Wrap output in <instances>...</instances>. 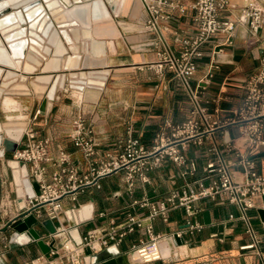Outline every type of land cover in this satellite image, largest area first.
Instances as JSON below:
<instances>
[{"label": "crops", "instance_id": "1", "mask_svg": "<svg viewBox=\"0 0 264 264\" xmlns=\"http://www.w3.org/2000/svg\"><path fill=\"white\" fill-rule=\"evenodd\" d=\"M59 3L60 11L55 10L56 15L51 14L55 28L60 30V24L69 20L80 23L78 28L73 27L79 29L78 38L72 40L79 54L77 63L74 62L76 65L65 66L67 55L73 54V49L69 41L63 38L68 48L59 58V68L43 70L48 61L53 59L54 48H51V54L44 55L38 51L42 65L31 72L32 75L24 73L25 59L21 58L22 66L14 71L26 78H18L16 84L27 85L28 91L9 86L2 92L3 98L0 100V113H3L0 124L25 122L27 119L38 136L50 139L52 159L47 162L46 178L58 167L57 159L61 151L80 170L87 169L82 151L73 145L69 135L72 120L78 113H82L85 122L92 128V135L97 142L94 158L101 160L107 153H118L129 135L139 137L143 144L149 146L165 119L182 122L189 116L191 107L190 98L180 79L173 76L171 71H166L161 78L150 65L157 59L158 45L155 44L156 34L144 27L147 10L142 0H118L116 3L106 0L108 13L99 12L95 18L91 12V0H71L69 6L60 0ZM233 3L239 5L242 0H233ZM28 6L25 0L23 7ZM9 9L13 10V6ZM64 13L69 18L57 19ZM192 13L189 7L184 12L173 9L171 16L162 21L166 26V41L176 53L179 43L174 41V36L194 32ZM83 27H88L92 37L103 42V52H95L91 37L81 35ZM60 36L64 37L61 31ZM218 40H222L221 35L213 36L202 45L203 53L196 57L197 68L190 78L192 85L200 83L204 77L213 55L214 43ZM263 55L264 30H259L257 36L252 38L246 25L237 24L233 43L224 45L223 51L216 54L220 67L206 84L204 92L209 98L214 95L219 97L221 116L233 115V109L242 100L245 80L257 68ZM80 72H85L87 78L78 74ZM44 73L51 74L52 79L44 84L37 82L35 86V77L48 75ZM62 75L64 82L56 84L49 95L53 80ZM88 75H104L105 78L94 79ZM207 104L213 106L210 99ZM1 132L3 137L11 138L5 131ZM226 134L229 139L233 138L237 134V127L228 125L219 128L213 139L206 138L201 144H188L184 154L196 161L197 171L194 174L185 172L186 164L178 166L165 158L159 165L146 170V179L136 175L132 184H129L125 178L126 168L121 167L100 176L99 186L89 184L62 196L56 209L57 215L51 218L58 231L54 238L57 251L53 253H43L35 240L26 244L11 243L8 240L10 230H1L6 222L24 210V198L23 189L19 191L15 183L13 170L5 162L11 151L4 150L2 153L0 148V248L4 249L5 264H22L31 260L45 264L50 259H56L63 251L61 243L71 236L69 230L73 228L82 235L87 229L105 223L108 217L122 220L127 211L132 209L134 200L144 195L158 198L166 196L172 189L180 191L186 187L188 191L195 190V179L204 174L206 160L215 156L211 149L214 143L221 148L230 168L237 172L241 166L235 162L236 150L227 151L223 145ZM11 139L17 142V146L26 140L23 132L19 138ZM256 160L258 167L264 171V151L256 156ZM17 167L14 165V168ZM193 204L199 210L191 220L197 222L199 227L192 230L187 226L188 215L182 205L170 209L166 220L160 216L151 219L153 231L164 234L160 239L164 255L162 259L140 263L131 258V244L139 237H146L144 228H137L127 234L120 244L116 255L117 264H264V222L257 212V208H264V196L256 198L255 206L246 210V217L236 204L228 202L223 195L215 199L200 198ZM47 207L46 204L42 210ZM102 210L107 212L105 217L98 216ZM205 210L209 213L208 222L204 219ZM40 226V230L36 225L34 228L45 242H50L52 236L43 225ZM176 231L180 232L182 238L179 242L175 239ZM252 242V247H241ZM91 254V250L84 246L73 257L80 264H91ZM57 262L72 264L65 259H58Z\"/></svg>", "mask_w": 264, "mask_h": 264}, {"label": "built area", "instance_id": "2", "mask_svg": "<svg viewBox=\"0 0 264 264\" xmlns=\"http://www.w3.org/2000/svg\"><path fill=\"white\" fill-rule=\"evenodd\" d=\"M142 1L147 10L144 27L156 34L155 44L158 45L157 59L150 65L161 78L166 71H171L173 76L180 79L191 101L189 116L182 122L165 119L149 146L143 144L139 137L129 135L118 153H107L105 158L96 160L97 142L92 135V128L85 122L82 113H78L72 120L69 135L73 145L82 151L87 169L80 170L61 151L57 159L58 167L50 172L49 178H46V167L52 159L50 139L38 136L32 126L25 127L23 135L26 140L11 151L10 157L25 161L30 181L39 184V192L34 196L25 198L22 195L24 210L29 209L36 218L33 226L41 224L46 216L54 218L57 215L56 209L62 196L89 184L99 186L100 176L121 167L126 168L125 178L129 184H132L136 175L146 179V170L159 165L165 158L178 166L186 164L185 172L194 174L197 163L184 154L188 144H201L206 138L213 139L217 129L228 125H235L237 134L223 145L227 151L236 150L235 162L241 168L237 172L232 170L221 148L214 143L211 149L215 156L206 160L204 174L195 179V190L188 191L186 187L180 191L172 189L166 196L158 198L144 195L134 200L132 209L127 211L122 220L108 217L105 223L97 224L80 235L79 242L71 236L65 239L61 243L63 251L56 259H50L45 264H58V259L80 264L74 260L73 254L82 247L87 246L92 253L110 245L119 248L126 235L137 228H144L146 237H139L131 244L129 254H132V259L140 263L157 261L164 257L160 246L164 234L153 231L151 219L154 216L166 220L170 209L182 205L188 215L187 226L192 230L199 227L191 217L199 210L193 202L200 198L215 199L223 195L228 202L236 204L246 217V210L255 206L256 198L264 196V171L258 167L256 160V156L264 151V55L260 57L254 72L245 80L242 100L233 109L232 116L220 115L217 95L209 98L204 94L206 84L220 67L216 54L223 51L224 45L233 43L237 24L246 25L252 38L257 36L259 30H264V0H242L239 5H235L233 0ZM188 7L193 10L194 32L174 36V41L179 43V51L176 53L166 41V26L162 21L171 16L173 9L184 12ZM216 35H221L222 40L214 43L213 55L201 82L192 85L190 78L197 68L196 57L202 55V45ZM209 99L213 102L212 107L207 104ZM46 204L48 207L43 211L42 207ZM136 208L139 210L135 211ZM106 214L102 210L98 216L105 217ZM57 233V230L54 233L48 231L52 239ZM174 234L180 236L179 231ZM253 245L252 242L241 247ZM49 251H57L54 244ZM5 259L4 249L0 248V264H5ZM22 264L38 263L31 260Z\"/></svg>", "mask_w": 264, "mask_h": 264}, {"label": "bare ground", "instance_id": "3", "mask_svg": "<svg viewBox=\"0 0 264 264\" xmlns=\"http://www.w3.org/2000/svg\"><path fill=\"white\" fill-rule=\"evenodd\" d=\"M60 1L65 6H69L71 4V0ZM109 1H115L116 3L118 0ZM91 2V12L93 18L97 17L99 12L106 14L108 13L103 0H91ZM26 4H29L27 8L23 7L25 6V0H0V64L5 65H0V77H2L0 83V100L3 98L2 92L9 86L12 87V89H19L24 92L28 91L27 85L16 84L18 78H22V80L26 78L25 76L20 77L19 73L14 71V69L22 66L23 62L21 61V58L25 59L23 63L24 73H31L38 66L42 65V61L38 58V56L40 58L42 57L39 55L38 51H42L44 55L51 54L52 49L54 48V57L51 62L48 61L43 70L57 69L59 68V58H61L63 53H65L68 48L63 39L65 38L71 44L70 47L73 49V54H76L74 57H71L73 54L67 55V63L65 66H74L78 61L79 54L76 50L77 46L72 43V40L74 38H78L79 35V29L76 30L73 27L78 28L80 23L77 20H69L68 22L61 23L60 25L62 27L60 30L64 36L62 37L59 34L60 30L55 28V24L53 20H51V14L56 15L55 10L60 11L59 0H26ZM11 5L13 6V10L9 9ZM22 7L23 9L21 10ZM71 12L73 13V11ZM64 18H69L68 14H61V16L57 19ZM13 30L17 31L15 33H11ZM80 32L83 36L91 37L95 52H103V42L93 38L91 35V30L88 27H83ZM45 44L47 46H45ZM78 74L87 78L85 72H80ZM88 76L89 78L101 80H104L105 78L104 75ZM35 79L36 81L34 82V85L36 86L37 82L43 84L49 82L52 79V75L48 74L36 76ZM63 82V75L55 78L49 90V95L52 94L56 84H62ZM24 127L25 122H8L4 125L0 124V131H5L9 137L17 139L22 134ZM13 170L14 178L17 184H19V191H21V168L18 166ZM73 233L75 235L77 234L75 230H73ZM130 256L132 258V254H130Z\"/></svg>", "mask_w": 264, "mask_h": 264}, {"label": "water", "instance_id": "4", "mask_svg": "<svg viewBox=\"0 0 264 264\" xmlns=\"http://www.w3.org/2000/svg\"><path fill=\"white\" fill-rule=\"evenodd\" d=\"M61 31V30H60ZM59 31V32H60ZM60 34V33H59ZM225 141L229 140L228 135L226 134ZM17 147V142L8 137H3L2 132L0 131V148L3 151H13ZM6 164L13 170L14 165L19 166L21 168V187L23 189V195L25 198H29L34 196L39 192V184L37 181H30L28 176V166L27 163L23 160H17L12 157H6ZM15 162V164H12ZM14 172V170H13ZM15 180V178H14ZM16 185L18 186L16 180ZM257 212L261 221L264 222V208H257ZM204 219L206 222L209 221V213L208 210L203 212ZM36 222V218L34 214L29 210H23L21 213L10 219L6 222L1 230H10L8 235V240L11 243H19L26 244L35 240L43 253L49 251L51 247H53L54 239L50 242H45L41 237L40 233L34 228L33 224ZM41 224L50 232L54 233L56 231V226L53 220L50 217L44 218L41 221ZM73 230L76 231V235L73 233ZM69 234L76 241H80V234L73 228L69 230ZM175 239L177 242L181 241L182 238L180 236L175 235ZM119 253V248L115 245H110L108 247L103 248L102 250L92 253L90 255V263L91 264H117L116 255Z\"/></svg>", "mask_w": 264, "mask_h": 264}, {"label": "rangeland", "instance_id": "5", "mask_svg": "<svg viewBox=\"0 0 264 264\" xmlns=\"http://www.w3.org/2000/svg\"><path fill=\"white\" fill-rule=\"evenodd\" d=\"M105 2H106V0H105ZM52 17V16H51ZM53 18V17H52ZM33 73H28L27 75H32ZM28 79H32L31 77H28ZM3 115V113H0V116H2ZM25 121V127H28V126H30V125H32V123L30 124H28V121H27V119H25L24 120ZM36 226H37V228L40 230L41 229V226H40V224L39 223H36L35 224ZM135 264H138V263H135Z\"/></svg>", "mask_w": 264, "mask_h": 264}]
</instances>
